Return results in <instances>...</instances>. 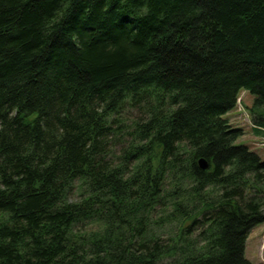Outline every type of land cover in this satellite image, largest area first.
<instances>
[{
    "label": "trees",
    "instance_id": "16d2710c",
    "mask_svg": "<svg viewBox=\"0 0 264 264\" xmlns=\"http://www.w3.org/2000/svg\"><path fill=\"white\" fill-rule=\"evenodd\" d=\"M243 91L264 0H0V264H254Z\"/></svg>",
    "mask_w": 264,
    "mask_h": 264
},
{
    "label": "rangeland",
    "instance_id": "374dc122",
    "mask_svg": "<svg viewBox=\"0 0 264 264\" xmlns=\"http://www.w3.org/2000/svg\"><path fill=\"white\" fill-rule=\"evenodd\" d=\"M256 97L243 91L235 109L224 117L230 121L234 128H241L244 134L240 136L235 145L247 146L264 161V130L257 132L258 123L264 122V107L255 106ZM245 257L254 264L264 263V223L255 226L247 239Z\"/></svg>",
    "mask_w": 264,
    "mask_h": 264
},
{
    "label": "water",
    "instance_id": "95a60500",
    "mask_svg": "<svg viewBox=\"0 0 264 264\" xmlns=\"http://www.w3.org/2000/svg\"><path fill=\"white\" fill-rule=\"evenodd\" d=\"M200 167H201L202 169H207V168H208V163H207V161L204 160V159H201V160H200Z\"/></svg>",
    "mask_w": 264,
    "mask_h": 264
}]
</instances>
